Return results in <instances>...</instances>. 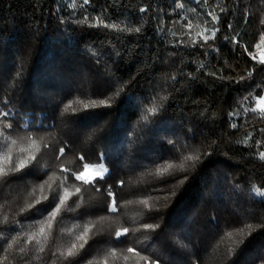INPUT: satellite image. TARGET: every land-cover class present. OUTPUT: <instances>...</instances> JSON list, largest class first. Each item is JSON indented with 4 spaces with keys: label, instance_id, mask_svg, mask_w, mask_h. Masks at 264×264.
I'll list each match as a JSON object with an SVG mask.
<instances>
[{
    "label": "trees",
    "instance_id": "trees-1",
    "mask_svg": "<svg viewBox=\"0 0 264 264\" xmlns=\"http://www.w3.org/2000/svg\"><path fill=\"white\" fill-rule=\"evenodd\" d=\"M160 2L167 5L170 0ZM182 2L185 3L184 14L187 18L194 25L202 24V18L197 17V13L203 16L201 8L191 0ZM144 3L147 0H140L137 6H143ZM34 4L37 7H32ZM217 4L219 7H231L229 0H209V5ZM244 6H247L252 23L247 28L249 34L244 36L243 43L254 44L259 39L258 29L261 26L258 21L264 15V5L259 0H242V11L245 10ZM52 7L54 0H0V78L10 80L17 65L22 62L25 74L20 92L15 96L16 105L21 111H27L34 117L44 113L48 118L45 123L49 120L55 121L56 128L53 131L32 133L37 140L42 137L43 142L51 149L47 153H40L43 162L54 165V155L64 141L73 150L69 153L66 149L64 164L67 166H75L71 163L74 154L91 153L92 160L95 161L100 150L110 151L112 155L108 166L112 169V177L108 183L115 185L118 179H124L126 184L118 195V203L123 204L119 213H107L99 206L104 197L88 187H83L84 202L90 201L92 207L86 212L81 208L83 214L79 220L65 219L60 223L58 215L57 221L53 223L48 249L66 250L72 243H79L75 237L80 235L84 225L92 224L94 227L89 234L91 239L79 255L73 258V264H98L106 249L116 248L119 252L130 246L137 247L138 241L144 240L146 235L152 237V250L165 257L170 264H190L191 261L190 254L176 246L177 237L185 239L186 242L188 239L195 242L193 250L201 256L202 264H264V228H260V224L264 222V204L245 199L237 206L231 196V187L235 184L243 186L245 190L253 185L264 190V171L261 170L260 162L245 158L242 152H246V149L227 142L229 135L234 132L228 127L227 114L235 104L236 94L230 89L213 87L202 82L191 85L185 82L178 86L183 91H173L168 87L165 91L172 93L171 99L175 104L167 112L161 113L164 122L159 125L152 123L155 118L151 116L145 121L143 116L147 113L139 106L142 96L152 91H160L173 74L179 78L177 70L180 65L172 63L171 57H165L163 63H150L148 48L159 47L163 50V45L157 44L153 37L151 45L144 42L139 51L133 45L127 53L121 49L120 57L111 56L102 61V64L109 66L108 74L104 75L100 67L91 58L86 59L82 52L88 45H95L98 50L104 51L99 48L102 38L95 34V30H89L92 33L89 35L77 29L76 39L72 41L68 34L60 30L66 26L59 25L51 17H48L45 30V21L38 17ZM177 19L180 18L175 14L166 17L164 26L178 30L179 35L181 31H186L182 28L186 21L180 24L172 22ZM221 22L224 23L223 17ZM68 32H71L70 28ZM221 53L223 59L233 66L225 71L226 76L238 78L250 66L246 58H238L228 46L222 47ZM213 63L216 64V61L213 60ZM217 67H223V60ZM186 71L195 72V66L190 65ZM260 77L264 78V73ZM109 80L114 83L115 91L123 86L119 81L131 80L126 89L130 92V97L126 99L123 94L116 96L112 92L110 108L84 109L82 103H76L73 105L77 109L75 113L69 110L61 116L58 104L61 98L71 99L78 91L80 99L88 102L86 93L89 88L97 93L104 92ZM192 100H198L201 104L207 102L212 106L217 114L215 124L199 120ZM256 127H264V124H256ZM189 128L192 129L191 133ZM134 129L135 135L130 142L129 134ZM252 130L246 128L235 135ZM189 136H194L195 139L189 140ZM88 137L92 139L89 140ZM165 137L175 138L179 143L187 141L195 146L189 151L199 152L201 156L195 162L183 159L175 162L177 167L172 171L178 175H187L189 179L183 185L169 186L167 199H157L153 195L149 199V206L159 211L149 212L140 203L141 199L148 197L147 191L141 192L140 189H146L157 179L154 175L156 166L151 163L152 158L159 157L163 163L172 157L169 145L163 143ZM213 140L218 142L219 147L205 157L202 153L208 150V145ZM21 147L27 145L18 143L14 156ZM180 163L184 164V172L178 170ZM136 164L150 167L140 168ZM39 177L40 174L36 173L27 178L32 182V187L24 188V182H18L14 190L0 191V220L5 215L22 219L20 209L27 208L28 204L34 203L41 195L39 184L45 180L53 183L48 177ZM80 183L77 181L75 186ZM75 186L70 184V191L74 192ZM33 187L37 189L35 195L32 194ZM171 192H175V195L172 196ZM48 194L49 188L45 184L44 195ZM128 201L131 203H127ZM237 207L240 214L233 211ZM47 215L45 212L44 216ZM66 215L71 216L74 213ZM213 215L215 223H212ZM142 222L158 223L160 228L150 233L137 231ZM26 223L29 225L27 232L35 231L39 226L31 221ZM249 224L251 228L248 227ZM122 227L130 229L129 238L122 237L125 240L122 244L108 243V233L111 231L114 235L115 230ZM225 228L232 231V236L221 239L222 230ZM229 248L235 250L234 255H229ZM49 255L50 251H46L43 259L39 261L30 260L31 253L24 259L10 256V260L12 264H52ZM108 261L109 264H143L140 257L132 254H129L127 262L122 258L111 257H108ZM56 264H67V261L58 259Z\"/></svg>",
    "mask_w": 264,
    "mask_h": 264
},
{
    "label": "snow or ice",
    "instance_id": "snow-or-ice-1",
    "mask_svg": "<svg viewBox=\"0 0 264 264\" xmlns=\"http://www.w3.org/2000/svg\"><path fill=\"white\" fill-rule=\"evenodd\" d=\"M139 2L140 0H54V7L50 11L45 10L46 14L42 13L38 19L45 21V30L48 17L56 19L59 25L66 26L61 27L60 30L68 34L72 41L76 39L77 29L89 35L92 34L89 30H95V34L102 38L99 48L104 51L98 50L95 45H88L82 49V52L86 59L91 58L93 63L100 67L104 75L108 74L109 66L106 63L102 64V61L111 56L120 57L121 49L127 53L133 45L136 46V51H139L142 43L146 42L151 45L152 38L155 37L157 44L163 45V50L150 46L147 50L150 63L156 65L163 63L165 57H171L172 63L180 65L177 70L179 78L173 74L170 81H166L160 91H152L142 96L139 106L147 113L143 119L148 121L151 116L155 118L151 121L152 123L159 125L164 122L161 113L167 112L175 104V101L171 99L172 93L165 91L168 87H171L173 91H183L178 86L185 82L190 85L202 82L211 84L213 87L230 89L236 94V101L232 110L227 114L228 127L234 130L227 142L246 149L242 155L260 162L261 170L264 171V127H256V124H264V78L260 77V74L264 73V15L258 21L261 26L258 29V42L248 44L243 43V38L249 34L247 28L252 20L250 13L246 10L247 6H244L245 10H241L242 0H229L231 7H219V4L211 6L209 0H191L203 12V16L197 13V17L202 18L203 23L195 25L184 14L185 3L182 0H170L167 5L162 4L160 0H147L143 6H137ZM259 3L264 5V0H259ZM32 7H37V5L34 4ZM173 14L180 18L172 21L173 23L180 24L186 21L182 24V28L186 31H181L179 35L178 30L174 31L164 26L165 18ZM224 46L230 47L238 58H246L250 65L243 74L238 75V78L225 75V71L233 66L223 59L221 48ZM221 60H223V67H217ZM190 65L195 66V72L186 71ZM24 74L25 68L21 62L17 65L10 80L0 78V191L14 190L18 182H24V188L32 187V182L27 178L36 173L40 174L39 178L48 177L53 183L45 180L39 184L38 189L41 195L34 200V203L28 204L27 208L20 209L22 219L5 215L0 220V264H12L10 256H19L24 259L29 256V253H31L30 260L39 261L43 259L46 251H50L49 259L52 264H56L58 259L67 261V264H73V258L79 255L91 239L89 234L94 225H84L83 231L75 237L79 243H72L66 250H49L47 246L51 230L58 215L60 223H63L65 219L79 220L83 214L80 209L83 208L86 212L92 207L90 201L84 202L83 187H88L104 197L103 203L99 206L103 207L107 213H119L123 204L118 203V195L126 181L118 179L115 185L108 183L112 177V169L108 166L112 155L110 151L100 150L96 154L95 161L92 160L91 153L74 154L71 163L75 166L65 165L66 149L69 153L73 151L67 141H64L56 151L54 165L43 162V156L40 153L42 151L47 153L51 149L43 142L42 137L37 140L32 133L51 132L56 128V123L52 120L45 123L48 118L44 113L36 114L34 117L27 111H21V108L16 105L15 96L20 92ZM132 79L134 80L135 77ZM131 82V80L119 81L123 85L119 91H115V85L111 80L104 92L97 93L89 88L86 93L88 102L80 99V93L76 91L71 99L61 98L58 101L61 108L60 114L63 116L69 110L75 113L77 109L73 105L76 103H82L84 109L110 108L112 107L111 93L114 92L116 96L123 94L126 99L129 98L130 92L126 89ZM191 103L196 106L199 120L215 124L217 114L211 105L207 102L201 104L198 100H192ZM94 114L88 113V115ZM246 128L253 130L243 131L242 135H235ZM188 131L191 133L192 129L189 128ZM21 133H26V135H21ZM134 135L135 129L129 134L130 142ZM88 139L91 140L92 137ZM191 139L195 137L189 136V140ZM18 143H24L27 147L19 148V152L14 156ZM163 143L169 145L172 157L164 160L163 163H161V158L153 157L151 163L156 166L154 175L157 179L146 189H140L141 192L147 191L148 197L141 199L140 203L145 205L149 212L159 211L149 206V199L153 195H156L157 199H167L169 186L183 185L189 179L187 175H178L172 171L177 167L175 162L180 159L195 162L200 160L201 156L199 152L189 151L195 146L187 141L179 143L175 138L165 137ZM218 147V142L213 140L208 145V150L202 154L207 157ZM185 152L188 154L185 155ZM135 166L150 167L144 164ZM89 170H92L94 174L86 175ZM178 170L185 171L183 163L178 165ZM49 173L52 175L49 176ZM77 181L81 182L79 186H75ZM45 184L49 188L48 195H44ZM70 184L75 186L74 192L70 191ZM36 190L33 187V195ZM170 194L174 196L175 192ZM231 196L237 206L245 199L264 204V190L254 185L248 190L239 184L232 185ZM233 211L240 214L239 207L234 208ZM45 212L48 213L47 217L44 216ZM67 213H74V215L69 216L66 215ZM27 221L38 224V228L27 232L26 229L29 227ZM215 222L213 215L212 223ZM248 227L251 228V225L249 224ZM159 228L158 223L142 222L137 231L150 233ZM260 228H264V222L260 224ZM129 232L128 227L116 229L114 235L110 231L108 243H124L125 240L122 237L129 238ZM222 232L221 239L224 236L229 238L232 236V231H228L227 228ZM151 240L152 237L146 235L144 240L138 241L137 247L130 246L119 252L116 248L106 249L104 257L98 261V264H109L108 257L122 258L127 262L129 254L140 257L143 264H170L165 257L152 250ZM175 244L190 254V264H202L201 256L193 250L194 241L188 239L186 242L185 239L177 237ZM142 253L145 254L142 255ZM228 253L230 256L234 255L235 250L229 248Z\"/></svg>",
    "mask_w": 264,
    "mask_h": 264
},
{
    "label": "rangeland",
    "instance_id": "rangeland-1",
    "mask_svg": "<svg viewBox=\"0 0 264 264\" xmlns=\"http://www.w3.org/2000/svg\"><path fill=\"white\" fill-rule=\"evenodd\" d=\"M91 174H94L92 170H89V173H86V175H91Z\"/></svg>",
    "mask_w": 264,
    "mask_h": 264
}]
</instances>
